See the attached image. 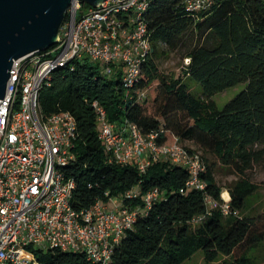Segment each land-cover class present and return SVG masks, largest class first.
Listing matches in <instances>:
<instances>
[{
    "label": "trees",
    "instance_id": "1",
    "mask_svg": "<svg viewBox=\"0 0 264 264\" xmlns=\"http://www.w3.org/2000/svg\"><path fill=\"white\" fill-rule=\"evenodd\" d=\"M182 3L150 0L145 17L152 50L141 80L132 89L123 81L122 65L113 64L108 76L98 63L76 61L74 69L55 70L50 84L41 89L42 111L46 115L69 111L77 120L76 160L68 166V175L77 181L75 208L108 200V191L121 196L134 186H141L143 192L158 187L164 195L138 217L115 248L111 264H183L199 250L205 252V264H256L252 252L264 243V212L238 213L259 189L250 173L264 163V1L215 0L199 15L188 13ZM187 38L194 45L186 56L190 62L184 73L202 85L201 96L158 65L167 49L178 48ZM241 83L246 87L220 108L214 96ZM151 87L152 99L147 94L139 101L138 91L149 93ZM94 101L106 109L113 123L132 122L145 134L165 130L160 141H166L170 132L213 155V161L203 157L207 170L202 177L206 191L220 201L225 189L216 179V166L229 167L238 176L228 189L232 213L226 216L216 209L203 223L193 224L192 219L207 207L203 191H181L189 179L184 166L155 161L142 173L135 165L108 163ZM128 203L135 206L143 198ZM221 256L224 259L218 263ZM40 257L50 264H91L83 252L57 248Z\"/></svg>",
    "mask_w": 264,
    "mask_h": 264
},
{
    "label": "built area",
    "instance_id": "2",
    "mask_svg": "<svg viewBox=\"0 0 264 264\" xmlns=\"http://www.w3.org/2000/svg\"><path fill=\"white\" fill-rule=\"evenodd\" d=\"M182 4L188 13L199 15L215 0ZM149 5L150 0H105L85 9L73 0L59 42L15 60L7 94L0 100V264H50L40 255L54 248L83 252L91 264H111L115 248L138 217L163 198L158 187L143 192L134 186L121 196L108 191V200L75 208L77 181L68 175V166L76 160L77 120L69 111L46 115L40 103L41 89L50 84L55 70L74 69L76 61L85 59L98 63L108 76L113 64L122 65L123 81L132 89L152 50L145 17ZM147 94V89L139 90L138 100ZM93 106L108 163L135 165L142 173L155 161L184 166L189 179L181 191H203L207 207L193 224L203 223L216 209L226 216L232 213L229 191L228 198L222 193L223 201L206 191L202 175L207 165L198 151L170 132L160 141L165 130L145 134L132 122L113 123L98 101ZM140 197L143 203H128Z\"/></svg>",
    "mask_w": 264,
    "mask_h": 264
},
{
    "label": "water",
    "instance_id": "3",
    "mask_svg": "<svg viewBox=\"0 0 264 264\" xmlns=\"http://www.w3.org/2000/svg\"><path fill=\"white\" fill-rule=\"evenodd\" d=\"M91 6L105 0H79ZM73 0H0V100L15 60L59 42Z\"/></svg>",
    "mask_w": 264,
    "mask_h": 264
},
{
    "label": "rangeland",
    "instance_id": "4",
    "mask_svg": "<svg viewBox=\"0 0 264 264\" xmlns=\"http://www.w3.org/2000/svg\"><path fill=\"white\" fill-rule=\"evenodd\" d=\"M87 9V7H85ZM193 42L191 38H187L185 42L180 45L178 48L168 50L158 59V65L160 70L166 75H174L176 77H181L185 82H187L191 90L201 96L203 91L202 85L190 77H186L184 70L185 66L189 64V59L186 57L190 49L193 47ZM162 48L166 49V45L161 44ZM246 87L245 83L238 84L234 87H230L225 91L218 93L214 96L218 106L223 108L225 104L232 99L235 95L241 92ZM154 88H150L148 93V98L152 99L154 95ZM185 145L188 147L194 148L198 151L203 157H208L212 161L216 158L209 154L205 153L200 148L194 146L193 142L185 141ZM215 176L218 183L225 189L223 196L228 189L231 188L233 182L237 180L238 176L233 173V171L226 166L217 164L215 170ZM250 178L252 181L259 184V189L248 197L246 207L243 211L239 212V215L242 216H257L264 212V163L259 164L255 169L250 173ZM226 197V196H225ZM228 198V197H226ZM252 256L256 264H264V243H262L258 248L252 252ZM224 259L223 256L217 259L218 263ZM205 252L204 250H199L193 257L185 261L183 264H205Z\"/></svg>",
    "mask_w": 264,
    "mask_h": 264
},
{
    "label": "bare ground",
    "instance_id": "5",
    "mask_svg": "<svg viewBox=\"0 0 264 264\" xmlns=\"http://www.w3.org/2000/svg\"><path fill=\"white\" fill-rule=\"evenodd\" d=\"M224 196L228 197V196H229L228 192H226V193L224 194Z\"/></svg>",
    "mask_w": 264,
    "mask_h": 264
},
{
    "label": "crops",
    "instance_id": "6",
    "mask_svg": "<svg viewBox=\"0 0 264 264\" xmlns=\"http://www.w3.org/2000/svg\"><path fill=\"white\" fill-rule=\"evenodd\" d=\"M194 144V143H193ZM194 146H196L195 144H194Z\"/></svg>",
    "mask_w": 264,
    "mask_h": 264
}]
</instances>
